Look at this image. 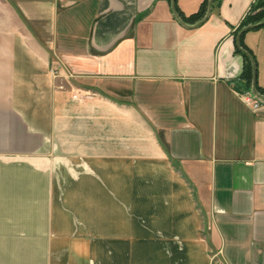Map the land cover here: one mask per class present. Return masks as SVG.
<instances>
[{"label":"crops","instance_id":"obj_1","mask_svg":"<svg viewBox=\"0 0 264 264\" xmlns=\"http://www.w3.org/2000/svg\"><path fill=\"white\" fill-rule=\"evenodd\" d=\"M253 2L187 27L168 0H0V255L264 264V94L233 40ZM242 44L264 87V24Z\"/></svg>","mask_w":264,"mask_h":264},{"label":"trees","instance_id":"obj_2","mask_svg":"<svg viewBox=\"0 0 264 264\" xmlns=\"http://www.w3.org/2000/svg\"><path fill=\"white\" fill-rule=\"evenodd\" d=\"M168 1L170 2L171 0H168ZM218 2H219V0H212V2L210 3V7L213 8L214 6H216V4ZM172 8H173L174 13H177L176 7H175V0L172 4ZM207 8H208V0H203L200 3L199 8L195 12L189 14L188 16H181V17L179 15L178 16L180 17V19L184 23L187 22V23H192V24H198V23L202 22L201 20L205 16V14L207 12ZM263 19H264V0H254V2L251 4L247 13L244 15L243 19L241 20V22L239 23V25L237 26V28L235 29V31L233 33V40L235 42V52L241 53L236 46L237 33L244 26L249 25V24H258ZM263 24H261L257 27H260ZM257 27H255V28H257ZM242 35L240 37L239 44L248 53V56L241 53V55L244 57L242 76H243V78H245L247 84L250 86V85H252V73H253L252 61L255 65V60H254L253 56L246 50V48L242 44ZM255 89L259 94H264V87L257 86L255 83Z\"/></svg>","mask_w":264,"mask_h":264},{"label":"rangeland","instance_id":"obj_3","mask_svg":"<svg viewBox=\"0 0 264 264\" xmlns=\"http://www.w3.org/2000/svg\"><path fill=\"white\" fill-rule=\"evenodd\" d=\"M34 196L37 198L36 202H39L41 199L38 198V194H33V198L31 200L32 194H29V200L35 201ZM67 194L66 193H60V201L61 204L66 202ZM35 204V202H33ZM60 215L66 216L67 210H60ZM48 241L43 239H31L28 240L27 246H26V256H19L13 255V256H5L0 255V264H49V258L46 256V249ZM18 246V244H16ZM45 248V249H44ZM66 250V249H64ZM5 253H7L6 250H2ZM0 250V252H2ZM22 248V253H23ZM18 252H20V249L18 247Z\"/></svg>","mask_w":264,"mask_h":264},{"label":"water","instance_id":"obj_4","mask_svg":"<svg viewBox=\"0 0 264 264\" xmlns=\"http://www.w3.org/2000/svg\"><path fill=\"white\" fill-rule=\"evenodd\" d=\"M171 2H172V4H173V2H174V0H171ZM212 2V0H208V8H207V12H206V14H205V16L202 18V20L201 21H205L206 19H207V17L209 16V14H210V10H211V7H210V3ZM174 16H175V18H176V20L180 23V24H182L183 26H187V27H192V26H195L196 24H194V25H186L181 19H180V17L178 16V14L177 13H174ZM264 23V19L261 21V22H259L258 24H249V25H246V26H244L238 33H237V36H236V46H237V48H238V50L241 52V53H243V54H245L246 56H248V53L240 46V44H239V41H240V37H241V35L245 32V31H247V30H249V29H253V28H255V27H257V26H259V25H261V24H263ZM252 66H253V73H252V85H251V88H252V90H253V92L256 94V95H260L257 91H256V89H255V83H256V69H255V65H254V63H253V61H252Z\"/></svg>","mask_w":264,"mask_h":264},{"label":"built area","instance_id":"obj_5","mask_svg":"<svg viewBox=\"0 0 264 264\" xmlns=\"http://www.w3.org/2000/svg\"><path fill=\"white\" fill-rule=\"evenodd\" d=\"M50 72H51V74H56V71L55 70H50ZM243 101L245 102V103H249V104H251V106L253 107V108H256L257 106H258V104H257V102H255L254 100H253V98L251 97V95H245L244 97H243ZM214 264H220V263H218V262H215Z\"/></svg>","mask_w":264,"mask_h":264}]
</instances>
